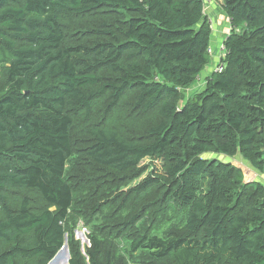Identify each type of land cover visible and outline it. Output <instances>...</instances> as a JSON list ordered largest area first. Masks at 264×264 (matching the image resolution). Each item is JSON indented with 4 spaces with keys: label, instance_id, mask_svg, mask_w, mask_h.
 <instances>
[{
    "label": "trees",
    "instance_id": "1",
    "mask_svg": "<svg viewBox=\"0 0 264 264\" xmlns=\"http://www.w3.org/2000/svg\"><path fill=\"white\" fill-rule=\"evenodd\" d=\"M237 156L264 177V0H0V264H264Z\"/></svg>",
    "mask_w": 264,
    "mask_h": 264
},
{
    "label": "rangeland",
    "instance_id": "2",
    "mask_svg": "<svg viewBox=\"0 0 264 264\" xmlns=\"http://www.w3.org/2000/svg\"><path fill=\"white\" fill-rule=\"evenodd\" d=\"M208 4H210L214 9H216L217 11H219V4L218 3H214V2H211V3H207L206 5V10L208 8ZM209 12V10L207 11ZM223 13V11H222ZM220 14L218 17H216V14L213 13L211 14V19L213 20L215 26L218 28V33L216 34H213V37H212V49L214 50L215 52V57H212V62L211 64L209 65V67L205 70V72L202 74L203 76L204 75H207L208 73H211L214 68H216L218 66V62L219 60L216 58V56H221V55H224V52H221V47L224 43V40L226 39V34L229 30H228V25H227V22L224 18V15L223 14ZM209 15H210V12H209ZM226 24V25H224ZM216 32V28L214 27V33ZM203 87V84L201 83V85H199L197 88H191L189 91H188V95H191L192 92H195L197 89H202ZM208 156V155H207ZM210 157V156H209ZM221 159H223V156L222 157H219ZM226 160L228 161H231L232 163H234V165H236L237 167L241 168L245 174V180L247 182H253V181H259L260 179H264V177H262L261 175H259L257 172H255L250 166L248 163H246L245 161H243L239 156L237 157H233V158H227ZM143 164H152L151 161L149 160H146L144 161ZM157 167L160 169L161 168V164L160 163H156ZM83 228L84 225L81 223L79 225V227L77 228V230L75 231L76 233V238L79 239L81 241V244H82V249H84V246L85 245H88L90 246V242H89V239H88V234H89V231L87 230V228H85V233H86V236H84V232H83ZM68 240V239H67ZM67 243V242H66ZM68 245V243H67ZM69 254H70V251H69ZM63 256H65V254H63Z\"/></svg>",
    "mask_w": 264,
    "mask_h": 264
},
{
    "label": "crops",
    "instance_id": "3",
    "mask_svg": "<svg viewBox=\"0 0 264 264\" xmlns=\"http://www.w3.org/2000/svg\"><path fill=\"white\" fill-rule=\"evenodd\" d=\"M208 3H211V2H208ZM219 7V11H217L216 9H214L213 10V8H212V6L210 5V4H208V8H207V10H205V13H206V15L208 16V18L210 19V20H212L210 17H211V14H213V13H215L216 14V17H218L221 13H222V10H221V7H220V5L218 6ZM209 10V12H210V15H209V12H207ZM223 15H224V18H225V20H226V22H227V25H228V32L227 33H225L226 35L225 36H227L228 35V33L230 32V22H229V20H228V18L225 16V14L224 13H222ZM215 25V24H214ZM224 25H226V24H224ZM215 28H216V32L214 33V34H216V33H218L219 31H218V28L215 26ZM225 53V52H224ZM223 55H221L220 56V58L222 57ZM215 57V56H214ZM217 57V59L218 60H220V58H218L219 56H216ZM215 69V68H214ZM214 71V70H213ZM206 75H202L200 78H204ZM201 82L202 81H199L198 82V86L199 85H201Z\"/></svg>",
    "mask_w": 264,
    "mask_h": 264
},
{
    "label": "water",
    "instance_id": "4",
    "mask_svg": "<svg viewBox=\"0 0 264 264\" xmlns=\"http://www.w3.org/2000/svg\"><path fill=\"white\" fill-rule=\"evenodd\" d=\"M67 242V239H66ZM65 242V245L63 249L57 254V256L49 263V264H68L70 260V254H69V248L67 243ZM65 254V256H63Z\"/></svg>",
    "mask_w": 264,
    "mask_h": 264
},
{
    "label": "built area",
    "instance_id": "5",
    "mask_svg": "<svg viewBox=\"0 0 264 264\" xmlns=\"http://www.w3.org/2000/svg\"><path fill=\"white\" fill-rule=\"evenodd\" d=\"M210 23H211V26H212V29H214V27H215V25H214V22H213V20H210ZM209 54L212 56V57H214L215 56V52H214V50L212 49V47L209 49ZM221 52H225V49H224V47H221ZM217 58V57H216ZM218 58H220V56L218 57ZM223 66H219V67H216V71L217 72H222L223 71ZM85 228H83V232L85 233ZM84 236H86V233L84 234Z\"/></svg>",
    "mask_w": 264,
    "mask_h": 264
}]
</instances>
